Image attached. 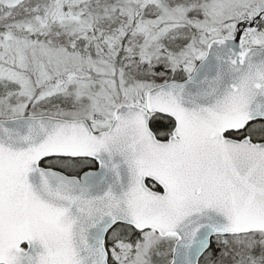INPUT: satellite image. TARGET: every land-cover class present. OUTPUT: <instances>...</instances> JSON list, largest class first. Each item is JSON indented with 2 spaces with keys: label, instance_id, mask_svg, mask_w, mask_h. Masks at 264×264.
Masks as SVG:
<instances>
[{
  "label": "snow or ice",
  "instance_id": "1",
  "mask_svg": "<svg viewBox=\"0 0 264 264\" xmlns=\"http://www.w3.org/2000/svg\"><path fill=\"white\" fill-rule=\"evenodd\" d=\"M0 264H264V0H0Z\"/></svg>",
  "mask_w": 264,
  "mask_h": 264
}]
</instances>
